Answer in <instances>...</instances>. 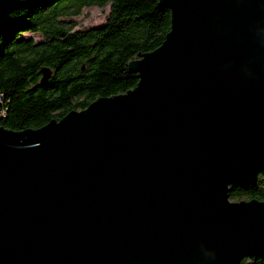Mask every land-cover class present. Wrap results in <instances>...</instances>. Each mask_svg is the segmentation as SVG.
I'll return each mask as SVG.
<instances>
[{
    "label": "water",
    "instance_id": "obj_1",
    "mask_svg": "<svg viewBox=\"0 0 264 264\" xmlns=\"http://www.w3.org/2000/svg\"><path fill=\"white\" fill-rule=\"evenodd\" d=\"M24 0H0V33ZM137 85L38 128L0 126V264L264 257V0H160ZM42 83L50 72L43 70Z\"/></svg>",
    "mask_w": 264,
    "mask_h": 264
},
{
    "label": "trees",
    "instance_id": "obj_2",
    "mask_svg": "<svg viewBox=\"0 0 264 264\" xmlns=\"http://www.w3.org/2000/svg\"><path fill=\"white\" fill-rule=\"evenodd\" d=\"M107 5L101 25L74 29L68 20ZM170 28L171 10L160 0H24L0 33V126L38 128L135 87L139 78L129 63L159 47ZM45 69L50 75L42 83ZM245 197L264 200V169L255 183L232 185V200ZM242 264H264V257Z\"/></svg>",
    "mask_w": 264,
    "mask_h": 264
},
{
    "label": "rangeland",
    "instance_id": "obj_3",
    "mask_svg": "<svg viewBox=\"0 0 264 264\" xmlns=\"http://www.w3.org/2000/svg\"><path fill=\"white\" fill-rule=\"evenodd\" d=\"M110 6L98 7V6H90L85 8L82 13L78 16H73L68 18V20H73L76 22L74 29H85L94 26H98L103 24L108 16ZM27 36H32L37 38V34L26 33ZM243 199H247L246 197ZM242 200V199H241Z\"/></svg>",
    "mask_w": 264,
    "mask_h": 264
}]
</instances>
